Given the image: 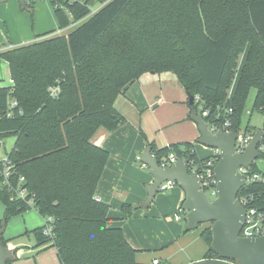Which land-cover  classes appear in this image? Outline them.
<instances>
[{"label": "trees", "instance_id": "obj_1", "mask_svg": "<svg viewBox=\"0 0 264 264\" xmlns=\"http://www.w3.org/2000/svg\"><path fill=\"white\" fill-rule=\"evenodd\" d=\"M51 6L57 31L0 46L11 80L0 87V141L15 139L8 152L11 180L24 177L34 210L54 219L53 240L41 227L33 233L37 245L55 247L61 264H136V250L121 228L107 225L109 206L97 200L110 153L93 138L99 129L112 133L126 124L115 100L128 85L163 72L173 73L188 97H199L189 104V118L206 112L210 127L227 121L229 131L252 133L251 126L241 131V119L252 89V110L264 116V0H54ZM147 146L159 165L170 154L197 166L208 159L190 142ZM249 173L264 178L255 162ZM11 197L0 190V226L28 210ZM237 198L264 214V181L248 182ZM131 210L122 206L129 217ZM200 237L205 258H214L210 224Z\"/></svg>", "mask_w": 264, "mask_h": 264}, {"label": "crops", "instance_id": "obj_2", "mask_svg": "<svg viewBox=\"0 0 264 264\" xmlns=\"http://www.w3.org/2000/svg\"><path fill=\"white\" fill-rule=\"evenodd\" d=\"M35 7L37 13L32 23L21 22L20 25L7 26L5 20L0 22V43L5 45L6 40L8 47L19 46L31 42L35 37L33 35L53 30L54 24L58 27L53 10L54 19H51L44 3L39 2ZM1 10L2 6L0 16ZM10 85L8 65L0 58V87ZM253 101L254 98L251 109L246 111L249 117L245 128L251 126L255 130L264 129V120L262 124L250 120L255 112L252 110ZM115 108L125 118L126 124L112 133L99 129L93 138V143H98L99 147L110 153L96 194L97 200L109 206L107 225L123 230L125 239L136 250V264H152V261L188 264L205 258L208 248L200 237L201 232L198 236L187 237L185 233L181 236V224L185 225L184 214L181 220L174 218L185 196L181 189L175 186L158 191L152 203L143 206L147 197L146 187L153 181L147 167L138 162L147 144L153 143L157 148H163L170 144L190 142L194 144L197 156L202 159L210 157L214 152V149L197 143L199 131L189 118L190 108L184 88L171 72L145 73L117 97ZM0 204L2 219L5 206ZM124 204L133 209L130 217L122 211ZM19 214H26L22 216L26 217L23 234L31 236L33 241H29V248L18 255V248L23 247V244L13 243L10 241L13 238L6 240V249L11 253V258L15 257L11 264H61L55 247L50 243L37 245L33 231L42 226L43 218L37 213L41 222L28 228L25 224L32 213L26 210Z\"/></svg>", "mask_w": 264, "mask_h": 264}, {"label": "water", "instance_id": "obj_3", "mask_svg": "<svg viewBox=\"0 0 264 264\" xmlns=\"http://www.w3.org/2000/svg\"><path fill=\"white\" fill-rule=\"evenodd\" d=\"M5 0H0V4ZM20 6L25 0H17ZM194 97H188L191 105ZM191 120L199 131L197 143L209 149L218 150V160L213 168L216 179V198L209 200L201 189L199 178L190 174L188 161L177 159L170 166L160 167L146 147L139 161L148 169L153 181L146 187L147 197L143 206H149L159 186L165 181H173L185 196L181 204L185 231L197 229L202 224H210V251L214 258H203L188 264H264V236L240 237L245 221L246 208L237 198L239 190L246 185L239 173L241 167H250L260 156V145L264 142V129L251 134L250 141L242 153L235 150L238 134L219 128L212 133L203 117L192 111ZM98 146V143H94ZM11 253L0 240V264H5Z\"/></svg>", "mask_w": 264, "mask_h": 264}, {"label": "built area", "instance_id": "obj_4", "mask_svg": "<svg viewBox=\"0 0 264 264\" xmlns=\"http://www.w3.org/2000/svg\"><path fill=\"white\" fill-rule=\"evenodd\" d=\"M74 1H84V0H71V3ZM31 4L32 0H25V4ZM59 5L57 3H54L53 8L57 9ZM97 9L91 10V14L95 12ZM65 13L71 17L69 12L65 9ZM72 26V25H71ZM70 26V27H71ZM69 27V28H70ZM68 28L64 29V31H67ZM55 92V91H54ZM200 99L198 96L194 97V103H199ZM14 105V103H13ZM231 111V110H229ZM206 112H203L201 114L202 117L206 116ZM229 126V123L226 121L224 126L217 127L212 126L209 127L210 131L212 133H215L219 128H222L224 131L229 132V130L226 129V127ZM238 138L235 142V150L238 153H242L247 146L248 142L250 141L251 134H245L243 132H237ZM3 143L0 141V149H2ZM264 150V145H260L259 151ZM177 158L170 154L168 156V162L162 163L159 165L160 167L170 166L173 164ZM218 160V150H214L213 154L206 159L202 165L197 166L193 162H190L187 164V168L190 174L196 175L199 178L201 189L205 192L208 199L211 201L212 197L213 199L216 198L217 191H216V179L213 174V168ZM190 166V168L188 167ZM13 165L8 157V153L0 157V190H8L12 197L11 199H15L20 201L24 206L27 207V209H33L34 210V194L30 193L27 188L25 187V179L24 177L20 176L18 177V180L13 183L11 180V174H12ZM239 173L245 178L246 184L251 181H264V178L258 174H250L249 173V167H241L238 169ZM176 184L173 181H165L159 186V191H165L169 190L173 187H175ZM241 204L244 206L246 203V199L241 198L239 199ZM185 214L180 208L178 210V213L175 215V220H181L182 215ZM53 224L54 219L52 217H44L43 218V224L41 226L42 235L45 238H48L50 240H53L54 234H53ZM240 237H260L264 236V214L257 212L255 209H246L245 214V221L243 224V227L239 233ZM152 264H161L158 261H152Z\"/></svg>", "mask_w": 264, "mask_h": 264}, {"label": "rangeland", "instance_id": "obj_5", "mask_svg": "<svg viewBox=\"0 0 264 264\" xmlns=\"http://www.w3.org/2000/svg\"><path fill=\"white\" fill-rule=\"evenodd\" d=\"M54 0H39V2L44 3V5L47 7V11H48V15L51 19L53 18V14H52V6L51 3ZM33 4L32 7L29 8H24L23 6H20L17 0H5L3 3L0 4V7L2 6V15L0 16V22L2 20H5V25L10 26V25H20L21 22H26V24L28 23H32V21H34V17L36 16L37 13V8L35 7V5L38 2V0H32ZM100 3L99 2H94L93 5L91 6V9H97L99 7ZM53 30H58L56 25L54 24L53 26ZM6 29V28H5ZM48 32V31H47ZM67 32H60L59 34H66ZM41 34V33H40ZM40 34H36L33 36H37ZM32 36V38H33ZM34 39V38H33ZM2 45V42L0 43V46ZM8 45V41L5 40V46ZM255 95V90L252 89L249 95V98L247 100V104H246V108H245V112L243 114L242 117V123H241V131H244L245 125L247 123L248 117H249V113L246 112L247 110L251 109V104H252V100L254 98ZM251 122L253 120V122H258L262 124V121L264 120L262 115L259 113L254 112L250 118ZM14 138L10 137L7 139H4L2 141L3 143V147L2 149H0V157H2L3 155H5L6 153L9 152V150L12 148L13 143H14ZM140 162V161H138ZM256 166L258 167V169L264 174V158H258L256 161ZM141 163V162H140ZM142 164V163H141ZM212 200L213 198L210 197ZM0 207L2 208V205L0 204ZM27 212H31V217H29V221L26 222V226H28V228L30 226H34L33 224L39 221L41 222V217L36 213L33 212V209H28ZM26 214L22 215L25 216ZM20 214L14 215L10 218V220L7 222L6 225H2L0 226V237L3 238L4 242L7 245L6 240L11 239L10 241H13V243H18L21 242L23 244V247L18 248L19 250V254L23 253V251L27 248H29L27 244H30L29 241H33V238L29 235H26L25 233L23 234L24 231V221H26V217H22ZM1 218V217H0ZM3 218V217H2ZM2 219H0L1 221ZM43 223V220H42ZM184 223V222H182ZM29 224V225H28ZM209 224H202L200 225L197 229L195 230H191V231H185V225L181 224V229H182V234L185 233V236L187 237H192L193 235L198 236V234L208 226ZM33 228V227H32ZM27 246V247H24ZM179 247V245L177 246ZM18 252V251H17Z\"/></svg>", "mask_w": 264, "mask_h": 264}]
</instances>
